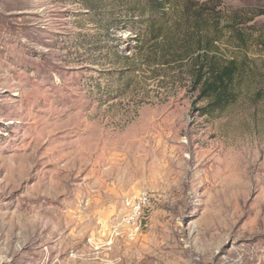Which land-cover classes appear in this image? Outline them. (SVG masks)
<instances>
[{"label":"rangeland","instance_id":"rangeland-1","mask_svg":"<svg viewBox=\"0 0 264 264\" xmlns=\"http://www.w3.org/2000/svg\"><path fill=\"white\" fill-rule=\"evenodd\" d=\"M167 1L0 0V264H264V0Z\"/></svg>","mask_w":264,"mask_h":264},{"label":"trees","instance_id":"trees-1","mask_svg":"<svg viewBox=\"0 0 264 264\" xmlns=\"http://www.w3.org/2000/svg\"><path fill=\"white\" fill-rule=\"evenodd\" d=\"M166 3H168L167 0H147L148 8L152 10V14L156 15H162L167 10ZM150 17L148 20H152V16ZM156 24L157 20L155 19L150 22L149 26L152 31ZM197 41L201 42L200 39ZM207 44H209V40L204 43V46L200 45L194 53L195 58H193L196 61L193 70V88L198 93V100L206 101L205 105L199 109L202 115L215 114L235 100L236 93L233 90V83L239 73V67L234 59L222 63L216 60V53L208 56Z\"/></svg>","mask_w":264,"mask_h":264},{"label":"bare ground","instance_id":"bare-ground-1","mask_svg":"<svg viewBox=\"0 0 264 264\" xmlns=\"http://www.w3.org/2000/svg\"><path fill=\"white\" fill-rule=\"evenodd\" d=\"M61 150L60 153L61 155L59 156L58 159H63L65 162L62 164V165H59V162L61 160H57V162L54 164L55 167L57 168L58 171H61L63 173H67L66 175H62L63 176V179H61L60 181L62 182V184L64 183V181L66 182L67 178L68 177H71L72 175L74 174H77V172L79 171V168L81 167V163H80V160H81V156H79V159H78V153L76 152H73V153H67V152H63ZM92 156V155H91ZM18 158H20L18 156ZM16 156L13 157V159H18ZM23 158V157H22ZM27 160H29L28 164H26L27 166L30 164H32V162L35 160V157L34 156H26L25 157ZM24 159V158H23ZM40 159V158H39ZM43 161V160H41ZM44 163V162H43ZM16 164V163H15ZM29 165V166H30ZM43 165V164H42ZM26 166V167H27ZM16 168H14L15 170ZM12 170V171H14ZM18 170V169H17ZM19 174L23 173V171H20L18 170ZM18 174V173H17ZM16 174L13 173V177L15 176ZM12 177V176H11ZM75 177V176H73ZM16 178V177H14ZM17 179V178H16ZM14 180V179H13ZM75 180V179H74ZM17 181V180H16ZM15 181V182H16ZM14 182V183H15ZM58 182L56 181V184ZM52 184V181H48V182H41L40 180L34 185L36 187H38V190L37 192L35 193H40L39 196H43L45 197V195H48L47 192L50 191V185ZM11 186L12 187V184H8V187ZM60 187H56V192H58V189ZM54 192V191H53Z\"/></svg>","mask_w":264,"mask_h":264}]
</instances>
